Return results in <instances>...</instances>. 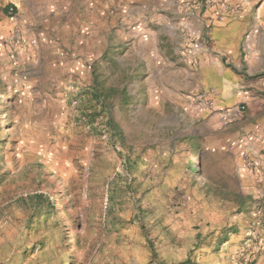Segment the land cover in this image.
Masks as SVG:
<instances>
[{
	"label": "rangeland",
	"instance_id": "rangeland-1",
	"mask_svg": "<svg viewBox=\"0 0 264 264\" xmlns=\"http://www.w3.org/2000/svg\"><path fill=\"white\" fill-rule=\"evenodd\" d=\"M209 9L264 0H0V264H264V120L172 79Z\"/></svg>",
	"mask_w": 264,
	"mask_h": 264
},
{
	"label": "crops",
	"instance_id": "crops-1",
	"mask_svg": "<svg viewBox=\"0 0 264 264\" xmlns=\"http://www.w3.org/2000/svg\"><path fill=\"white\" fill-rule=\"evenodd\" d=\"M189 23L209 44L210 54L200 53L172 71V79L181 84L176 88L182 92H178L180 101L191 106L202 91L211 101V109L203 111L206 117H211L210 112L218 117L243 105L254 107V118L264 120V10L229 15L209 9L192 16ZM263 125L254 124L253 135H237L232 145L240 153L248 186V178L254 179L248 166L254 169V154L263 143Z\"/></svg>",
	"mask_w": 264,
	"mask_h": 264
},
{
	"label": "built area",
	"instance_id": "built-area-1",
	"mask_svg": "<svg viewBox=\"0 0 264 264\" xmlns=\"http://www.w3.org/2000/svg\"><path fill=\"white\" fill-rule=\"evenodd\" d=\"M208 1L212 2L214 0H208ZM189 34L191 41L194 42V53L198 55L200 53L206 52L207 51L206 44H204L203 41L201 42V38L197 34L195 35V33L193 32H190Z\"/></svg>",
	"mask_w": 264,
	"mask_h": 264
},
{
	"label": "trees",
	"instance_id": "trees-1",
	"mask_svg": "<svg viewBox=\"0 0 264 264\" xmlns=\"http://www.w3.org/2000/svg\"><path fill=\"white\" fill-rule=\"evenodd\" d=\"M50 207H51V208L54 207V204H53L52 202L50 203Z\"/></svg>",
	"mask_w": 264,
	"mask_h": 264
}]
</instances>
